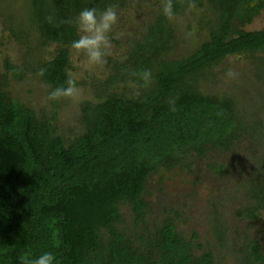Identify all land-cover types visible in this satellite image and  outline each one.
<instances>
[{"label": "trees", "instance_id": "obj_1", "mask_svg": "<svg viewBox=\"0 0 264 264\" xmlns=\"http://www.w3.org/2000/svg\"><path fill=\"white\" fill-rule=\"evenodd\" d=\"M129 1L28 0L24 19L3 23L19 43L30 46L35 33L39 46L58 49L44 62L17 66L5 59L0 73V264L44 252L54 254L55 264H215L211 251L194 254L193 240L177 232L170 216L150 229L149 181L159 170H186L187 159L233 152L247 134L233 98L203 93L201 79L229 56L249 57L264 73V29H243L264 10V0H194V9L209 13L207 40L181 59L170 57L180 40L160 7L146 31L127 40L124 58L107 60L108 75L93 85L95 101L80 104L81 132L69 140L57 133L55 109L38 116L9 92L11 81L27 74L49 93L64 85L79 12L110 4L122 10ZM188 3L173 0L175 16L184 15ZM41 68L47 71L37 77ZM142 70L152 72L148 87L133 74ZM127 84L134 94L117 90ZM210 168L225 173L222 165ZM255 179L242 188L248 206L237 210L240 219L255 221L264 212V174ZM121 206L130 209L133 228L122 229ZM213 232L224 247L222 221ZM237 253L241 264H264V246L256 241Z\"/></svg>", "mask_w": 264, "mask_h": 264}, {"label": "rangeland", "instance_id": "obj_2", "mask_svg": "<svg viewBox=\"0 0 264 264\" xmlns=\"http://www.w3.org/2000/svg\"><path fill=\"white\" fill-rule=\"evenodd\" d=\"M27 2L0 0V73L4 71L5 59L17 66L26 61L44 62L52 59L58 49L57 45L39 46V37L35 33L30 39V46L19 43L5 29L4 21L11 26L24 19L23 10ZM160 7L162 2L157 3L156 0H130L124 9L117 10L118 21L109 34L112 47L101 65L88 66L82 55L77 56L69 49V77L79 84L78 96L49 101L47 86L29 74L21 82L11 81L9 92L38 116L50 117L55 109L58 135L71 139L81 132L80 104L95 101L93 85L108 75L107 60H122L128 49L127 40L139 38L154 16L159 14ZM205 17L208 18L209 13L206 8H200L187 10L184 15L169 20L177 40H180L170 52L172 59L185 58L207 40ZM243 29L246 32L263 30L264 10ZM257 68L255 61L249 57L229 56L206 71L207 77L201 79L203 93L229 96L235 101L240 122L245 127L243 131L247 129V134L243 133L244 138L234 145L235 150L224 154L213 152L194 161L187 159L189 167L186 170H159L149 181L151 211L147 224L150 229L159 225L165 216H170L177 232L184 239L193 240L194 254L211 251L215 264H241V255L237 252L250 241L264 246V212H260L255 221L236 216L237 210L248 206L243 200L242 188L250 189L255 178L264 174V81H259L256 76H264V73L259 72L262 68ZM229 70L236 73L235 78L226 75ZM117 90L129 95L136 92L131 84L119 86ZM249 130L254 134L250 135ZM254 150H258L257 157L252 154ZM211 165L224 166L225 173H215ZM121 213L124 219L122 229L133 228L130 209L121 206ZM221 221L227 238L224 247L219 245L213 232ZM193 234L197 236L195 239Z\"/></svg>", "mask_w": 264, "mask_h": 264}, {"label": "clouds", "instance_id": "obj_3", "mask_svg": "<svg viewBox=\"0 0 264 264\" xmlns=\"http://www.w3.org/2000/svg\"><path fill=\"white\" fill-rule=\"evenodd\" d=\"M116 4H110L103 9L96 7L85 8L81 10L75 18L74 26L78 32V39L72 41L70 48L73 54L83 56L88 66H98L105 62V57L111 49L110 33L114 25L118 21ZM195 8L194 0H189L188 9ZM162 14L166 19H174L173 0H162ZM48 22L52 23V18H48ZM71 22V21H70ZM46 69L41 68L37 73V77H43ZM143 82V87H148L152 83V72L150 70H142L133 73ZM230 78H235L236 73L229 70L226 74ZM79 89L76 87V81L69 78L64 85L54 88L47 99L49 101H58L60 99L74 98L78 96ZM56 257L52 252H44L35 258L30 254L24 253L19 257L20 264H55Z\"/></svg>", "mask_w": 264, "mask_h": 264}]
</instances>
